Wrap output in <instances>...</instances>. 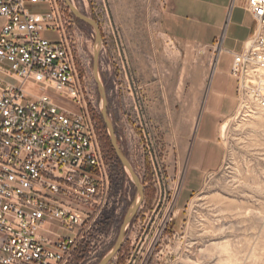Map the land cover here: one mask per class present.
<instances>
[{
  "label": "rangeland",
  "instance_id": "1",
  "mask_svg": "<svg viewBox=\"0 0 264 264\" xmlns=\"http://www.w3.org/2000/svg\"><path fill=\"white\" fill-rule=\"evenodd\" d=\"M70 1L99 26L98 72L107 114L144 188L143 202L107 264H264V111H242L229 76L226 92L212 89L215 49L164 36L158 26L161 0ZM26 6L31 12L46 10L44 4ZM58 6L108 176L97 231L68 264H97L116 242L137 190L114 154L101 116L94 30L64 0ZM220 68H226L224 57ZM203 114L212 119L205 125L214 149H208L209 162L189 169L188 149ZM103 215L109 221L100 231Z\"/></svg>",
  "mask_w": 264,
  "mask_h": 264
},
{
  "label": "built area",
  "instance_id": "2",
  "mask_svg": "<svg viewBox=\"0 0 264 264\" xmlns=\"http://www.w3.org/2000/svg\"><path fill=\"white\" fill-rule=\"evenodd\" d=\"M247 9L229 71L242 111L264 109V0ZM67 26L58 0H0V264H68L97 231L108 176Z\"/></svg>",
  "mask_w": 264,
  "mask_h": 264
},
{
  "label": "crops",
  "instance_id": "3",
  "mask_svg": "<svg viewBox=\"0 0 264 264\" xmlns=\"http://www.w3.org/2000/svg\"><path fill=\"white\" fill-rule=\"evenodd\" d=\"M160 3L158 26L164 36L176 42H194L215 49L217 63L212 89L226 92L223 82H227L228 76L237 84L229 73L233 54L247 47L256 30L247 0H161ZM223 57L224 69L220 68ZM203 116L204 124L199 126L193 146L188 149L189 169H199L209 162L212 150L208 149H214L208 145L210 130L205 125L212 119L210 115Z\"/></svg>",
  "mask_w": 264,
  "mask_h": 264
},
{
  "label": "water",
  "instance_id": "4",
  "mask_svg": "<svg viewBox=\"0 0 264 264\" xmlns=\"http://www.w3.org/2000/svg\"><path fill=\"white\" fill-rule=\"evenodd\" d=\"M65 3L67 4V6L69 7V9L72 11V13L81 21L89 24L95 33V45L98 46L97 49L94 50L93 53V76H94V80L98 86V89L100 91V96L102 99V107H101V116L102 119L106 125L108 134H109V141H110V145L114 151V154L117 158V160L120 162V164L122 165V167L128 172V174L130 175V178L132 180V182L134 183L136 190H137V195L138 198H135V200L133 201V203L131 204V206L128 208L122 223L120 225L119 228V232L117 235V240L114 243L112 249L106 254L104 255L100 261L97 264H107L114 256L115 254L118 252V250L120 249L123 239H124V233L126 230L127 225L129 224V222L131 221V219L134 217L135 213L137 212L138 208L140 207V205L143 202L144 199V188L143 185L138 177V175L135 173L131 163L129 162V160L127 159V157L122 153L118 142H117V138L115 135V131H114V127L112 122L110 121L108 114H107V97H106V91L105 88L103 86V83L100 80L99 77V72H98V57H99V51H100V47H101V34H100V29L98 24L96 23V21L88 16H86L85 14H83L82 12H80L72 3L70 0H64Z\"/></svg>",
  "mask_w": 264,
  "mask_h": 264
},
{
  "label": "trees",
  "instance_id": "5",
  "mask_svg": "<svg viewBox=\"0 0 264 264\" xmlns=\"http://www.w3.org/2000/svg\"><path fill=\"white\" fill-rule=\"evenodd\" d=\"M112 189H111V191L113 190V187H111ZM102 218H103V223H101V224H99V225H101L100 227H99V229L98 230H104V228L106 227V225H107V222L109 221V217H106V216H102ZM81 250H85V249H83V248H80L78 251H80L81 252ZM77 251V252H78Z\"/></svg>",
  "mask_w": 264,
  "mask_h": 264
},
{
  "label": "bare ground",
  "instance_id": "6",
  "mask_svg": "<svg viewBox=\"0 0 264 264\" xmlns=\"http://www.w3.org/2000/svg\"><path fill=\"white\" fill-rule=\"evenodd\" d=\"M98 48V46L97 45H95V48H94V50L95 49H97ZM101 105H102V102H101ZM261 110H263L264 111V109L262 108ZM137 198H138V195H137Z\"/></svg>",
  "mask_w": 264,
  "mask_h": 264
}]
</instances>
